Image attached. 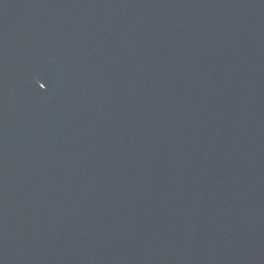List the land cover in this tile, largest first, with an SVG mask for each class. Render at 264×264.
Here are the masks:
<instances>
[{
    "label": "water",
    "instance_id": "1",
    "mask_svg": "<svg viewBox=\"0 0 264 264\" xmlns=\"http://www.w3.org/2000/svg\"><path fill=\"white\" fill-rule=\"evenodd\" d=\"M0 264H264V0H0Z\"/></svg>",
    "mask_w": 264,
    "mask_h": 264
}]
</instances>
